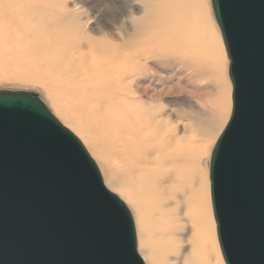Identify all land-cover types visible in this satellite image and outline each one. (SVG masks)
I'll list each match as a JSON object with an SVG mask.
<instances>
[{
    "label": "water",
    "instance_id": "obj_1",
    "mask_svg": "<svg viewBox=\"0 0 264 264\" xmlns=\"http://www.w3.org/2000/svg\"><path fill=\"white\" fill-rule=\"evenodd\" d=\"M233 111L210 162L226 264H264V0H211ZM0 264H146L133 214L35 94L0 91Z\"/></svg>",
    "mask_w": 264,
    "mask_h": 264
},
{
    "label": "bare ground",
    "instance_id": "obj_2",
    "mask_svg": "<svg viewBox=\"0 0 264 264\" xmlns=\"http://www.w3.org/2000/svg\"><path fill=\"white\" fill-rule=\"evenodd\" d=\"M54 1L0 0V40L9 36L26 39L27 56L34 68L30 78L48 85L66 107L78 103L87 108L97 128L89 140L100 147L105 162L112 168L119 166L138 173L146 193L149 221L155 225L145 242L149 260L171 264L159 254V237L181 243L177 237L186 227L180 223L190 220L195 232L185 264H219L217 224L201 169L213 125L206 130L190 127L189 112L184 108L179 110V123L175 125L172 110L164 105L147 108L144 103L162 101L164 91L151 94V86L138 88L145 79L140 78L137 61L139 57L154 59V49L162 50L163 63L200 72L217 71L218 87L223 88L219 73L224 72L227 51L223 38L220 53L214 47L215 35L206 26L203 9L197 7L201 0H139L142 15L133 20V34L124 36L119 43L108 41L107 36L93 38L83 25L74 22L75 18L65 13L55 15ZM132 38L146 39L148 45L140 47ZM85 46L88 52L83 51ZM210 62L215 63L213 68ZM225 89L220 90L222 103L214 116L219 131L227 118ZM120 186V192L143 209L142 198L126 190L125 185Z\"/></svg>",
    "mask_w": 264,
    "mask_h": 264
},
{
    "label": "rangeland",
    "instance_id": "obj_3",
    "mask_svg": "<svg viewBox=\"0 0 264 264\" xmlns=\"http://www.w3.org/2000/svg\"><path fill=\"white\" fill-rule=\"evenodd\" d=\"M54 2L55 15L58 16L61 13H65L67 14L66 16L75 18L74 22L83 25L86 29V34L97 39H104V36H107V40L112 43H119L124 36L133 34L135 29L133 20L141 17L143 10V5L139 0H55ZM197 7L203 9L206 26L215 35L213 45L220 53V38L222 39V35L215 20L212 1L201 0ZM70 14L72 15L70 16ZM43 17L46 18V15L43 14ZM25 40L24 38H18V36H9V38L6 37L0 40V91H26L35 94L48 106L57 119L83 143L99 167L107 188L119 196L132 212L140 256L146 264H154L148 258L149 250L145 242L148 241V235L154 231L155 225L149 221L146 193L140 184L138 173L129 171L128 168L120 169L119 166L113 167V169L108 162H105L104 156L99 153L101 152L100 147L95 146L91 139L89 140V135H94L97 128L87 108L78 103L69 104L66 107V103L63 100H58L48 85L30 78L34 68L29 61L31 58L27 56L28 52H26L29 42ZM133 41L140 47L148 45L146 39L132 38ZM83 51L88 52L89 48L85 46ZM151 51V56H154V59L139 57L137 61V66L140 69V78L145 79L138 85V88L143 89L151 86V94L158 91L164 92L162 101L145 100V106L148 108L164 105L167 110H172L175 115L172 117L175 125L179 123L178 112L181 108L189 112L190 121L188 124L190 127L206 130L210 125H213L214 132L208 136L205 144L201 169L206 178L207 192L210 198V211L214 219L211 199L210 161L217 140L228 124L232 113L233 86L229 77L230 61L226 53L225 57H223V62L225 60L223 64L224 72L221 75L219 73V78L223 79V88L221 89V86L218 87L219 84L217 83V71L215 72L211 69L209 72H200V69L194 70V68L177 66V64L163 63L160 58L162 50L154 49ZM214 65V62H210L212 68ZM225 88H227V97L224 105L225 110L227 109V118L224 126L219 131V122L215 121L214 116L219 113V102L221 101L222 103L220 90L225 91ZM215 134L217 135L215 136ZM200 137L202 138V136ZM106 163H108L109 167ZM121 184L126 186V190L142 198L143 209H140L133 201H130L120 192ZM180 224H184L186 227L183 234L177 237V239L182 241L181 243L174 244L166 237H159L161 239L158 248L159 254L171 264H185L192 247L191 238L195 232L193 223L190 220H182ZM215 240L219 248V264H225L218 242L217 226L215 229Z\"/></svg>",
    "mask_w": 264,
    "mask_h": 264
}]
</instances>
